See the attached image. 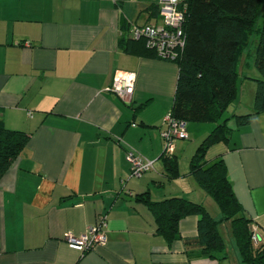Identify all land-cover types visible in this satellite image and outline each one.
<instances>
[{"label":"crops","instance_id":"0c3cea01","mask_svg":"<svg viewBox=\"0 0 264 264\" xmlns=\"http://www.w3.org/2000/svg\"><path fill=\"white\" fill-rule=\"evenodd\" d=\"M157 2L0 0V124L28 136L0 177V264H242L230 233L221 259H190L184 239L196 235L198 216L183 217L181 238L170 242L138 198L183 197L220 218L189 171L215 123H186L187 138L173 153L178 174L169 177L161 132L178 67L120 46L133 24L159 21L147 11ZM118 71L136 75L128 101L108 90ZM254 82L239 76L236 99L224 112L229 138L211 145L205 159H223L244 215L264 237V112L253 110ZM247 114L238 124L236 117ZM129 149L153 160L154 169L130 176ZM179 156L187 170L179 169ZM99 215L107 223L104 245L82 251L65 241Z\"/></svg>","mask_w":264,"mask_h":264},{"label":"trees","instance_id":"16d2710c","mask_svg":"<svg viewBox=\"0 0 264 264\" xmlns=\"http://www.w3.org/2000/svg\"><path fill=\"white\" fill-rule=\"evenodd\" d=\"M263 1L184 0L179 6L184 10V45L172 60L178 67V78L170 114L186 123H215L191 157L189 171L216 203L220 218L215 219L202 204L183 197L155 202L150 201L147 194L138 195V198L149 205L156 231L170 242L181 238L178 223L183 217L198 216L196 235L184 239L190 259H221L219 254L224 251L225 243L219 225L224 223L229 225L241 263L264 264V237L257 235L253 239L254 226L234 195L223 159H205L207 149L227 140L231 133L224 112L236 99L240 76L237 63L245 55L253 34L258 36L254 65L259 72V78L255 79L253 110L264 112V22L256 26ZM147 11L158 16V4L147 7ZM125 35L120 44L124 51L156 57L143 40ZM248 116H237L238 124H245ZM27 139L24 132L0 124V177L19 155ZM161 157L167 175L176 176V156L162 152Z\"/></svg>","mask_w":264,"mask_h":264},{"label":"built area","instance_id":"2783aa9c","mask_svg":"<svg viewBox=\"0 0 264 264\" xmlns=\"http://www.w3.org/2000/svg\"><path fill=\"white\" fill-rule=\"evenodd\" d=\"M184 0H158L159 21L143 25L133 24L130 36L136 40H143L146 48L154 52L157 58L172 61L184 45L183 22L184 10L179 8ZM136 75L133 72L118 71L114 74L108 90L124 101H128L134 91ZM165 128L161 132L164 141L163 153L172 155L175 142L187 138L186 122L174 118L170 113L164 118ZM125 158L130 166V176L140 177L147 171L154 169V161L129 149ZM107 223L105 216L99 215L96 223L90 225L82 234L66 233L64 239L82 251H89L96 246L104 245L106 238L104 231ZM255 231V228L253 227ZM257 234L253 235L255 240Z\"/></svg>","mask_w":264,"mask_h":264},{"label":"rangeland","instance_id":"374dc122","mask_svg":"<svg viewBox=\"0 0 264 264\" xmlns=\"http://www.w3.org/2000/svg\"><path fill=\"white\" fill-rule=\"evenodd\" d=\"M263 12H264V1L262 2L260 9H259V17H258V21H257L256 26H261L263 24V22H264ZM257 40H258L257 34H253L251 37L250 44L248 45V47L245 51V55L242 56L238 60L236 69L239 72L240 76L249 75L252 79H258L259 78V76H258L259 72L257 71V69L255 68V65H254V60H255V56H256L255 47H256ZM252 70H253V72H252ZM246 91H247V88H246ZM191 123H193V122H191ZM194 125H196V124H194ZM182 140H184V139H180L179 141H182ZM177 141L178 140H176V142ZM189 147H191V145H189ZM184 158H185L184 156H179V166L181 167V168L179 167L180 170L181 169L183 170L185 168L187 170V168H188V162H185ZM208 211L216 219V217H215L216 215H215V213H213L211 208H209ZM219 231L221 232V235H222V237L226 243V247L229 248V237H228V233H230L229 232V225L224 224V223L219 225Z\"/></svg>","mask_w":264,"mask_h":264}]
</instances>
